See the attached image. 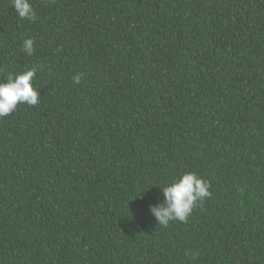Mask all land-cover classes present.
Instances as JSON below:
<instances>
[{"label": "trees", "instance_id": "obj_1", "mask_svg": "<svg viewBox=\"0 0 264 264\" xmlns=\"http://www.w3.org/2000/svg\"><path fill=\"white\" fill-rule=\"evenodd\" d=\"M29 3L0 0V83L40 92L0 117V264H264V0ZM185 172L211 196L162 227Z\"/></svg>", "mask_w": 264, "mask_h": 264}, {"label": "clouds", "instance_id": "obj_2", "mask_svg": "<svg viewBox=\"0 0 264 264\" xmlns=\"http://www.w3.org/2000/svg\"><path fill=\"white\" fill-rule=\"evenodd\" d=\"M12 7L20 19L35 22L37 14L29 0H11ZM34 42L25 39L21 51L31 56ZM35 66L19 74H9L6 82L0 83V117L11 115L18 104L35 106L39 103L40 92L34 89L32 81L36 76ZM82 73L73 76V82L79 84ZM210 184L195 172H185L162 188L163 200L149 206L150 214L158 225L168 227L170 222H186L194 208L200 207L211 196Z\"/></svg>", "mask_w": 264, "mask_h": 264}]
</instances>
